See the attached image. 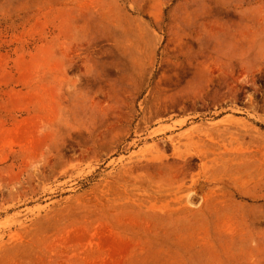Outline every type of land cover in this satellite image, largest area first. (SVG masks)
Instances as JSON below:
<instances>
[{"label":"rangeland","instance_id":"rangeland-1","mask_svg":"<svg viewBox=\"0 0 264 264\" xmlns=\"http://www.w3.org/2000/svg\"><path fill=\"white\" fill-rule=\"evenodd\" d=\"M0 264H264V0H0Z\"/></svg>","mask_w":264,"mask_h":264}]
</instances>
